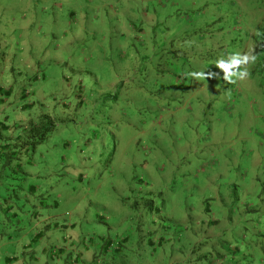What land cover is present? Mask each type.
<instances>
[{
	"label": "rangeland",
	"instance_id": "obj_1",
	"mask_svg": "<svg viewBox=\"0 0 264 264\" xmlns=\"http://www.w3.org/2000/svg\"><path fill=\"white\" fill-rule=\"evenodd\" d=\"M263 50L264 0H0V264H264Z\"/></svg>",
	"mask_w": 264,
	"mask_h": 264
},
{
	"label": "trees",
	"instance_id": "obj_2",
	"mask_svg": "<svg viewBox=\"0 0 264 264\" xmlns=\"http://www.w3.org/2000/svg\"><path fill=\"white\" fill-rule=\"evenodd\" d=\"M259 75L264 87V53L259 60ZM0 94V104L3 105L4 97L10 96L11 89L5 91L0 87ZM32 106L33 104L24 105L16 113L17 120L13 124L9 122V117H0V185L7 176V171L16 175L27 174L24 165L32 163L36 150L45 143V115L36 110L27 111ZM24 122L26 125H23ZM11 261L12 259H8L9 263Z\"/></svg>",
	"mask_w": 264,
	"mask_h": 264
},
{
	"label": "clouds",
	"instance_id": "obj_3",
	"mask_svg": "<svg viewBox=\"0 0 264 264\" xmlns=\"http://www.w3.org/2000/svg\"><path fill=\"white\" fill-rule=\"evenodd\" d=\"M250 57L247 55L241 56L239 53L230 55L225 61L224 59H218L216 66L223 70L226 75L225 79L231 82H234L233 77L237 79H242L247 75L246 71H241V64H246L249 61ZM235 69V71L233 70ZM195 75V73H193Z\"/></svg>",
	"mask_w": 264,
	"mask_h": 264
}]
</instances>
